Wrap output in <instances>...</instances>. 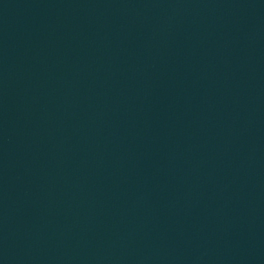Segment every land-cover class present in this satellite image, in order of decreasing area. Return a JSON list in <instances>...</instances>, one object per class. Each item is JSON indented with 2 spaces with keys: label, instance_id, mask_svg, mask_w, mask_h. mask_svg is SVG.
I'll list each match as a JSON object with an SVG mask.
<instances>
[{
  "label": "water",
  "instance_id": "water-1",
  "mask_svg": "<svg viewBox=\"0 0 264 264\" xmlns=\"http://www.w3.org/2000/svg\"><path fill=\"white\" fill-rule=\"evenodd\" d=\"M0 264H264V0H0Z\"/></svg>",
  "mask_w": 264,
  "mask_h": 264
}]
</instances>
